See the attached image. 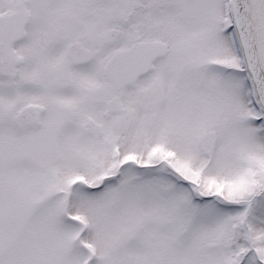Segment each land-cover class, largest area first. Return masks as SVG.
<instances>
[{"label": "snow or ice", "instance_id": "snow-or-ice-1", "mask_svg": "<svg viewBox=\"0 0 264 264\" xmlns=\"http://www.w3.org/2000/svg\"><path fill=\"white\" fill-rule=\"evenodd\" d=\"M0 264H264V0H0Z\"/></svg>", "mask_w": 264, "mask_h": 264}]
</instances>
